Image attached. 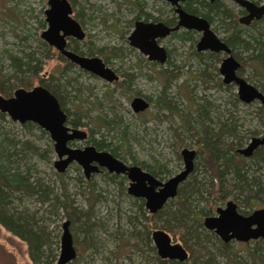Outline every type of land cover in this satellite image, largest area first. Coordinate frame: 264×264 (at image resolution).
<instances>
[{
    "label": "rangeland",
    "instance_id": "obj_1",
    "mask_svg": "<svg viewBox=\"0 0 264 264\" xmlns=\"http://www.w3.org/2000/svg\"><path fill=\"white\" fill-rule=\"evenodd\" d=\"M71 1L74 12H80L79 20L88 39L86 42H77L78 48L86 53L93 48L98 54L96 48L105 53L114 47L120 52L116 57H109V65L117 70L120 76L116 83H107L75 65L69 66L66 71L61 70L64 62L56 58L53 48H46L48 51L46 57L45 54L41 56L37 53L36 48L39 44L35 38L41 40L40 33L46 27L44 10L47 8V0H0V52L7 49L22 54L33 50L43 62L41 71L43 81L51 85L54 79H58L60 84L66 86L68 92L64 95L66 110L72 112L80 109L89 119L111 118L125 126L127 132L134 134L136 139L131 141L128 151L118 150L117 157L120 160L137 164L146 170L145 165L152 164L153 159H156L165 170L158 178L166 180L181 170L183 161L178 154L182 147H187L197 151L195 169L191 174H203L202 168L199 166L196 168L202 156L200 146L189 135H182V131L187 127V119L195 113L196 105L205 102L211 104V121L217 122L225 119L229 112L233 113L230 118L236 122V140L239 142L234 145L235 148L245 145L249 137L258 133L263 134L264 125L257 109L258 103L245 104L240 101L235 94L234 85L225 87L224 84H216L220 79L217 70L220 59L211 58L214 67H206L209 76L206 81L201 79L200 71L204 64L199 62L194 53L195 42L198 39L195 31L185 34L179 30L176 34L166 37L163 44L168 48L169 63L162 65L150 63L146 56L128 44L130 20L135 15V11L130 10L133 6L130 3L132 0ZM139 1L152 16L165 18L173 15L170 5L162 0ZM212 27L220 37L227 35L216 19ZM241 55L245 54L241 52ZM202 59L204 62H210L209 56ZM165 69L175 71L176 75L166 78L165 74L161 73ZM244 75L250 82L264 86V80L254 74L250 65L245 68ZM35 85L39 83L35 82L32 86ZM133 93L148 96L151 107L147 112L139 115L133 113L130 106ZM159 97L170 101V111L155 102ZM83 121L87 122V118ZM5 122L7 129L17 134L19 138L30 141L40 152L41 155L33 159L37 168L35 174L56 192L65 191L71 194L70 198L78 208L83 210L90 208L96 244L85 252L87 255L85 262L92 260V263L87 264H152L151 252L156 255V250H151V246H154L151 238L150 242L145 239L144 223L141 218H137L138 209L135 204L137 202L133 203L137 198L127 193L126 177L123 179L122 175H116L118 181L116 183L123 188V192L104 174H92L86 179L89 181L88 185L81 183L77 178L85 177L81 167L75 162H72L63 173L56 171L53 165L56 154L48 132L35 124L34 127H25V124L13 122L7 115ZM92 126L90 122L87 127L80 126L88 132V137L85 141L75 142L73 146L83 147L91 143L89 128L96 130ZM101 133L104 135L106 131L101 129L94 136L98 138ZM110 134H115V130L113 129ZM177 135H180V138ZM109 139L107 137V141ZM112 142L117 143V138L112 139ZM261 166L257 168L253 164L252 168L254 175L260 176L259 179L264 181V165ZM120 180L122 185L119 184ZM228 199H232V196L225 198L223 204L217 201L215 207L223 206ZM23 205L31 210H37L41 216L47 218L45 224L52 233V250L57 258L61 224L66 219L62 209L57 208L55 214L50 213L48 203L41 204L30 197L23 198ZM199 206L207 208L208 205L202 201ZM260 206L256 204L254 208ZM134 217L136 219H132ZM202 226L207 229L203 224ZM155 228L158 227L151 228V231ZM70 229L72 231V226ZM138 234L143 235V240H139ZM176 242L181 243L179 240ZM257 244L264 247V238ZM246 246L254 248L255 242L250 241L246 244L231 242V247L237 249L242 258L246 256ZM224 260L223 256L217 257L219 263ZM0 264H31L25 243L1 225Z\"/></svg>",
    "mask_w": 264,
    "mask_h": 264
},
{
    "label": "trees",
    "instance_id": "obj_2",
    "mask_svg": "<svg viewBox=\"0 0 264 264\" xmlns=\"http://www.w3.org/2000/svg\"><path fill=\"white\" fill-rule=\"evenodd\" d=\"M140 6L137 1L130 10L135 11V15L137 13L139 15ZM184 8L207 19H210V16L216 19L225 30L229 31L225 42L245 54V57H242L234 53L241 61V66L248 62L260 69L256 64L259 63L260 73L264 74V32H256L253 28L238 25L230 11L218 0L213 3L206 0H190L184 3ZM75 14L79 16L80 12L76 11ZM172 21V19L168 20V22ZM35 41L39 44L36 48L37 53L41 56L45 54L46 57L49 46L40 39L35 38ZM37 53L32 50L18 54L7 49L0 52V94L10 96L14 89L29 88L37 82L56 96L67 113V121L70 125L86 127L87 124L83 119L87 118V114L84 111L75 109L69 112L64 107V95L68 93L66 86L60 84L58 79H54L51 85L43 81L41 74L43 62ZM105 53L111 57L120 54L114 47ZM195 54L199 62L204 64L200 75L201 79L206 81L209 76L206 67H214L211 59L214 56L208 54L210 62H204L202 54ZM67 69L64 63L62 70ZM163 73L166 78L176 75L175 71L169 69L163 70ZM216 84L222 85V82L217 80ZM235 100H237L236 96ZM155 102L170 111L169 100L159 97ZM210 110V103L197 104L195 113L187 119V127L182 131V135H189L200 146L202 156L196 168L197 166L202 168L203 174L188 175L179 186L177 196L155 213H149L145 209L142 198L133 201V203L137 202L135 203L138 209L137 218L143 220L147 241L150 242L151 228L157 226L168 232L173 241L179 240L188 252V257L182 261L161 259L151 252L152 264H264V247L257 244L262 238L250 240L255 242V246L251 249L246 246V256L242 258L238 250L231 247L232 241L223 242L213 230L204 229L202 226V217L214 211L217 201L223 203L229 196L238 202L239 207H244L240 210L243 213L251 211L256 204L264 207V181L259 179L260 176L254 175L252 168L253 164L257 168H261V164L264 165V147L257 148L250 157L237 153L234 146L239 143L236 140L237 126L235 120L230 118L233 113L229 112L225 119L214 122L211 121ZM5 117L6 114L0 112V225L25 243L31 264H53L56 254L52 250V233L45 224L47 218L41 216L37 210H31L23 205V198H35L41 204L48 203L49 212L53 214L56 213L57 208H61L70 222L69 228L72 226L73 232L71 229L70 231L76 250L75 258L67 264L92 263V260L85 262L87 258L85 252L96 244L94 242L96 232L94 222L91 220L90 208L86 210L78 208L73 204L71 194L65 191L56 192L35 174L37 168L33 159L39 157L40 152L30 141L19 138L17 134L7 129ZM261 117L264 121L263 114ZM24 124L25 127L35 126L30 122ZM93 126L96 130L89 128L91 144L97 149L111 151L116 157L118 150L128 151L131 141L136 139L134 134L127 132L125 126L108 117H96ZM101 129H104L106 134L101 133L98 138L95 137L94 134ZM113 129L115 134L111 135ZM177 136L180 138V135ZM107 137L110 138L109 141ZM114 138H117V143L112 142ZM145 168L155 176L165 171L156 159H153L152 164H146ZM104 175L118 186L116 174L104 172ZM77 179L81 183L89 184V181L82 177ZM119 184L122 185V180ZM118 188L123 192L122 187L118 186ZM202 201L207 203V208H200L199 203ZM139 237V240H143V235ZM250 241L238 243L246 244ZM151 250L154 251L155 247L151 246ZM219 255L225 258L222 263L217 261Z\"/></svg>",
    "mask_w": 264,
    "mask_h": 264
},
{
    "label": "water",
    "instance_id": "obj_3",
    "mask_svg": "<svg viewBox=\"0 0 264 264\" xmlns=\"http://www.w3.org/2000/svg\"><path fill=\"white\" fill-rule=\"evenodd\" d=\"M167 1L176 6L174 10L178 16L177 24L174 27H168L162 22L143 23L137 21L135 29L129 37L130 43L144 54H148L149 59L163 62L166 52L156 43L157 37L166 36L179 27L199 31L201 36L196 44L197 50L225 53L218 68L223 76V83L232 82L236 85L240 101L249 103L258 100L264 106V94L243 77L236 75V69L240 63L233 57L226 42L218 38L212 31L208 21L201 16L186 12L179 4L183 0ZM234 1L249 11L246 18H259L264 14V6H257L249 0ZM47 5L48 8L44 11L46 28L42 30L40 37L80 68L88 70L106 81L116 80L118 78L116 73L106 66L100 57L81 56L66 49L65 37L72 36L77 39L84 37L80 24L71 16L70 2L68 0H47ZM147 105L146 100L141 97H135L131 101V106L136 112L144 110ZM0 112L5 113L13 122L20 124L30 122L48 132L56 154L53 165L57 172H64L70 163L75 162L81 167L86 179L100 171L101 168H105L110 173L126 175L128 179L127 193L133 197L142 198L144 207L149 213H155L168 199L174 198L179 186L193 169L196 152L189 148L180 150L183 160L182 170L165 181H161L138 165H126L107 150H97L93 145H85L82 148L71 146L70 142L84 140L87 133L83 129L66 124L67 115L61 108L58 99L40 84L29 89L18 87L8 97L0 94ZM262 144H264V137H252L249 143L245 147L238 148L237 152L249 156L258 145ZM69 223V220L65 219L61 224L60 249L55 264H67L76 256ZM203 225L207 229L213 230L223 242L232 240L247 242L264 238V207L254 209L244 215L237 211L233 201H228L225 207L216 210V214L205 216ZM150 238L156 254L161 259L182 261L188 257L184 246L173 241L165 230L153 229Z\"/></svg>",
    "mask_w": 264,
    "mask_h": 264
},
{
    "label": "flooded vegetation",
    "instance_id": "obj_4",
    "mask_svg": "<svg viewBox=\"0 0 264 264\" xmlns=\"http://www.w3.org/2000/svg\"><path fill=\"white\" fill-rule=\"evenodd\" d=\"M69 2H70V5H71V7H72V14H71V16L73 17V18H75L77 21H78V23L80 24V26H81V29L83 30V32H84V37L82 38V39H77V38H74V37H72V36H67V37H65V39H66V49H68V50H70V51H72V52H74V53H77L78 55H81V56H86V57H93V56H98V57H100L101 59H102V61L105 63V65L106 66H108L110 69H112L113 71H114V73H116V75L118 76V78L116 79V80H113V81H106V80H104V79H102L101 77H99V76H97L96 74H94V73H92V72H90V71H88V70H85V69H82V68H80L77 64H75V63H73V62H71L67 57H65L64 55H62V54H60L59 52H58V50L54 47V46H51V45H48L41 37V40L42 41H44L48 46H49V48H53L54 50H55V55H56V58H58V59H60L61 61H63L65 64H66V66L67 67H69V66H72V65H75V66H77L78 68H80V69H82V70H84V71H86V72H88V73H90V74H92V75H94V76H96V77H98V78H100V79H102L103 81H105V82H107V83H116L118 80H119V78H120V76H119V73L117 72V70H115L114 68H112L110 65H109V57H111L109 54H107V53H104L100 48H96V51H97V53L98 54H100V55H98V54H96L95 53V51L93 50V48H91L90 49V52L89 53H86V52H84V51H81L79 48H78V44H76L77 42H80V41H83V42H86L88 39L86 38V32H85V30H84V28H83V25H82V23L80 22V20H79V17H80V15L79 16H77L76 14H75V12H74V5H73V2L71 1V0H68ZM138 1V3H140V13H139V15H138V13H137V15H134L133 17H132V19L130 20V28H131V30H130V32H129V34H128V36H127V39H128V44L131 46V47H133V48H135V49H137L139 52H141L144 56H146V58H147V60L150 62V63H155V64H160V65H162V64H165L166 62L167 63H169V58H168V56H169V53H168V48H167V46L166 45H164L163 44V41L166 39V37H168V36H171V35H174V34H176L179 30H181L182 32H189V31H195L196 32V34L198 35V39H197V41L199 40V38H200V36H201V32H199V31H196V30H194V29H186V28H183V27H179L178 29H175V30H173V31H171L170 33H168L166 36H163V37H157L156 38V43L159 45V46H161V47H163L164 48V50H165V52H166V58H165V60L163 61V62H160V61H158V60H152V59H149V55L148 54H144L139 48H137V47H135L134 45H132L131 43H130V39H129V37H130V35L132 34V32L134 31V29H135V23L137 22V21H139V22H143V23H147V22H162L164 25H166V26H168V27H174L176 24H177V21H178V16H177V13L175 12V5H171L167 0H162V1H164V2H166L167 4H169L170 5V9H171V11L173 12V15L171 16V17H165V18H163V17H157V16H152L150 13H148L146 10H145V8L142 6V3L139 1V0H132L130 3L132 4V5H135V3ZM186 1H190V0H183V1H180L179 2V4H180V6L186 11V12H188V13H192V12H189V11H187L185 8H184V3L186 2ZM207 2H209V3H213L215 0H212V1H210V0H206ZM218 1H220L221 2V4L223 5V6H225L229 11H230V13H231V15H232V18L234 19V20H236V23L238 24V25H240V26H242V27H245V28H253V29H255L256 30V32H264V14L262 15V16H260L259 18H256V17H252L251 19H249V18H246V16L249 14V11L245 8V7H242L241 5H239L236 1H234V0H218ZM249 1H251V2H253L255 5H257V6H264V0H249ZM47 8H48V5H47ZM46 8V9H47ZM45 11V10H44ZM192 14H195V15H198V16H201V17H203V18H205L207 21H208V23H209V25H210V28L212 29V31L216 34V36L218 37V38H220L221 40H223V41H225V39L227 38V35L225 36V37H220L215 31H214V29H213V27H212V25H213V22H214V18L213 17H211L210 16V19H207L205 16H202V15H200V14H196V13H192ZM45 16V15H44ZM169 19H172L173 21L172 22H168V20ZM44 20H45V17H44ZM46 22V21H45ZM46 27H44L43 29H45ZM42 32V31H41ZM228 30H225V34H228ZM41 34V33H40ZM197 41L195 42V52L194 53H197V54H202V56L204 55V56H209L208 54H213V56H214V58L215 59H217V60H219L220 59V62H221V60L223 59V57L225 56V53L224 52H222V51H217V52H214V51H210V50H201V51H199V50H197V47H196V44H197ZM227 44V43H226ZM228 45V44H227ZM229 46V45H228ZM229 48L231 49V54L233 55V57L240 63L241 61H239L238 59H237V57L235 56V52H236V54H240L241 55V52H239V51H237V49L238 48H233L232 46H229ZM97 49H99V50H97ZM111 49V48H110ZM101 54H104V56L103 57H101L102 55ZM196 55V54H195ZM203 56V57H204ZM221 56V58H219ZM242 56V55H241ZM107 57V58H106ZM242 57H245V55L244 56H242ZM220 62H219V65H220ZM256 63V62H255ZM258 66H259V68L260 69H258L256 66H252V65H250L248 62H246L245 64H243L242 66H241V63H240V66L236 69V75H238V76H240V77H243L248 83H250V84H252L253 86H255L258 90H260L263 94H264V86L263 85H258V84H255V83H252V82H250L249 81V79H248V77L247 76H245L244 75V70H245V68L247 67V66H249L250 65V67H252V70L254 71V74L255 75H257V76H259L262 80H264V74H261L260 73V71H261V66H260V64L259 63H256ZM219 65H218V68H219ZM63 66H64V64H63ZM218 68H217V70H218ZM63 68L61 67V70H62ZM240 69H241V72H239L240 71ZM161 73H163V70L161 71ZM218 73H219V76H220V79H218V80H220L221 82H222V84H224V85H226V86H235V88H236V92H235V94H236V96H237V87H236V85L234 84V83H227V84H225V83H223V81H222V75L220 74V72H219V70H218ZM109 94V93H108ZM5 97H8V96H5ZM135 97H141V98H143L144 100H146V102L148 103V105H147V107L144 109V110H141V111H134L133 110V108H132V106H131V101H132V99L133 98H135ZM237 98H238V96H237ZM131 101H130V106H131V109H132V111H133V113H135V114H137V115H139V114H141V113H145V112H147L148 111V109H150V107H151V101H150V99L148 98V96H143V95H140V94H138V93H133L132 94V98H131ZM253 102H257L258 103V106H257V109L259 110V113H260V115H262L263 114V116H264V106L263 105H261L260 103H259V101L258 100H253V101H251V102H249V103H253ZM249 103H245V104H249ZM61 106V105H60ZM62 108V107H61ZM63 109V108H62ZM64 110V109H63ZM65 111V110H64ZM65 113H66V111H65ZM66 115H67V113H66ZM68 118V117H67ZM67 118H66V124L67 125H69V126H71V127H74V126H72V125H70L69 123H68V121H67ZM95 119V118H94ZM94 119H89L88 117H87V122H86V127L88 126V123L90 122L92 125L94 124ZM89 121V122H88ZM262 124L264 125V121H263V119H262ZM76 128H80V126L79 127H76ZM81 129V128H80ZM84 130V129H83ZM86 131V130H85ZM86 133H87V137H88V132L86 131ZM87 137L84 139V141L87 139ZM252 137H264V132H263V134L261 133V134H256V135H253V136H251V137H249V141L251 140V138ZM78 140H75V141H72V142H70V145L71 146H73V144L75 143V142H77ZM249 141L245 144V145H243V146H241V147H238V148H242V147H245L248 143H249ZM87 145H92L91 143L90 144H87ZM85 146V145H84ZM83 146V147H84ZM94 146V145H93ZM74 147H76V146H74ZM95 147V146H94ZM259 147H264V144H262V145H258L253 151H252V153H251V155H249V156H245V157H250V156H252L253 154H254V152L257 150V148H259ZM82 148V147H81ZM96 148V147H95ZM182 148H187V147H182ZM181 148V149H182ZM238 148H235L236 149V152H237V149ZM97 149V148H96ZM180 149V150H181ZM190 149V148H189ZM97 150H104V149H97ZM193 150H195V149H193ZM107 151H109V150H107ZM111 154H112V152L111 151H109ZM195 157H194V160H195V158H196V155H197V151L195 150ZM238 153V152H237ZM240 154V153H239ZM113 155V154H112ZM180 157H181V154H180V152H179V154H178ZM242 155V154H241ZM114 157H116L115 155H113ZM242 156H244V155H242ZM116 158H118V157H116ZM119 159V158H118ZM181 159H182V157H181ZM120 160V159H119ZM122 161V160H121ZM183 161V160H182ZM123 163H125L126 165H132V164H129V163H126V162H124V161H122ZM71 164V163H70ZM69 164V165H70ZM133 165H137V164H133ZM139 166V165H138ZM182 168H183V166H182ZM182 168H181V170H182ZM143 169V168H142ZM145 170V169H144ZM193 170H194V161H193V169H192V171L191 172H193ZM147 171V170H146ZM104 172H106L107 174H115V173H110V172H108L105 168H101L100 169V171H98L97 173H93V174H104ZM179 172V171H178ZM177 172V173H178ZM191 172L189 173V175L191 174ZM116 175H122V176H124V177H126V175H124V174H116ZM153 175V174H152ZM155 178H157L158 180H161V179H159L158 178V175L157 176H155V175H153ZM91 177V176H90ZM171 177V176H170ZM188 177V176H187ZM187 177H186V179H187ZM127 178V177H126ZM168 179V178H167ZM185 179V180H186ZM184 180V181H185ZM161 181H165V180H161ZM183 181V182H184ZM182 182V183H183ZM181 183V184H182ZM127 186H128V179H127ZM127 188V187H126ZM177 193H178V190H177ZM176 196H177V194H176ZM175 196V197H176ZM174 197V198H175ZM136 198V197H135ZM174 198H171L172 200L174 199ZM171 199H168L165 203H164V205L169 201V200H171ZM144 201V200H143ZM228 201H233L235 204H236V208H237V211H239L240 213H242V214H244V215H247V214H249L252 210H254V209H257V207L256 208H253L251 211H249V212H247V213H243V212H241L240 210L241 209H243V208H241V207H239V205H238V202L236 201V200H234L233 198L232 199H228L226 202H225V204L223 205V206H217V207H215V209H214V213L213 214H209V215H214V214H216V210L218 209V208H222V207H225V205H226V203L228 202ZM221 204H223V203H221ZM163 205V206H164ZM258 208H261V207H258ZM209 215H206V216H209ZM205 217V216H204ZM204 217H203V219H204ZM202 224H203V220H202ZM232 241H235V240H232ZM236 242H240V241H236Z\"/></svg>",
    "mask_w": 264,
    "mask_h": 264
}]
</instances>
